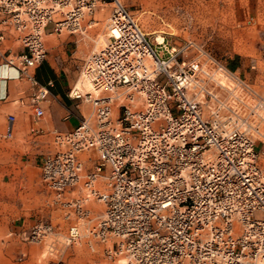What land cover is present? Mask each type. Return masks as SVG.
I'll use <instances>...</instances> for the list:
<instances>
[{"label":"built area","instance_id":"2783aa9c","mask_svg":"<svg viewBox=\"0 0 264 264\" xmlns=\"http://www.w3.org/2000/svg\"><path fill=\"white\" fill-rule=\"evenodd\" d=\"M99 12L109 13L108 42L68 94L92 111L56 134L57 151L42 160L43 182L67 208V235L61 243L39 222L26 238L59 257L52 264L84 238L111 264H264V96L221 60L154 45L121 0H0V66L30 84L41 118L47 28L81 35ZM10 31L18 54L1 51ZM91 200L104 211L94 215Z\"/></svg>","mask_w":264,"mask_h":264},{"label":"crops","instance_id":"0c3cea01","mask_svg":"<svg viewBox=\"0 0 264 264\" xmlns=\"http://www.w3.org/2000/svg\"><path fill=\"white\" fill-rule=\"evenodd\" d=\"M99 16L107 17L108 12L94 17L101 24ZM89 29L92 28L86 25L81 35H60L54 33L52 24L47 28L48 57L36 71L38 82L47 89L41 102V118L29 105L30 84L9 79L16 71L0 66V264H43L47 260L45 244L28 241L26 234L39 222L60 230L62 223L69 227L67 208L56 202L54 193L43 182L41 167L43 157L57 151L54 136L74 131L92 111L90 104L68 96L79 80L83 62L89 56L87 51L99 38ZM6 36L1 51L20 53L16 34L10 31ZM21 98H25V105L19 103ZM9 116H14L15 122L12 137L6 138ZM91 167V163L87 164V170ZM78 194L82 191L67 194L66 201ZM47 213L51 215L50 222L44 220ZM58 221L62 223L57 224Z\"/></svg>","mask_w":264,"mask_h":264},{"label":"rangeland","instance_id":"374dc122","mask_svg":"<svg viewBox=\"0 0 264 264\" xmlns=\"http://www.w3.org/2000/svg\"><path fill=\"white\" fill-rule=\"evenodd\" d=\"M121 2L131 11L154 45L158 44V38H162L164 48L170 51L184 50L185 54L190 56L198 53L199 49L204 50L246 79L264 96V0H121ZM108 17L109 13L107 17L99 16L98 19H102L101 24L89 29L99 34V38L87 54L90 55L91 52L105 47L108 42L106 36ZM88 155L85 154L84 157ZM101 186L102 182L98 183L96 188L100 189ZM87 207L97 214L104 211V205L96 200H91ZM50 217V213H47L44 220L50 222ZM62 224L64 226L61 230L57 226L55 228L59 234L61 233V243L64 242L68 231V227ZM88 240L84 238L80 244L64 251L65 264H111L103 255L104 246L97 244L96 251L92 252L88 247ZM44 256L47 260L43 264H50L49 260L55 262L59 259L51 257L48 248H45Z\"/></svg>","mask_w":264,"mask_h":264},{"label":"bare ground","instance_id":"6f19581e","mask_svg":"<svg viewBox=\"0 0 264 264\" xmlns=\"http://www.w3.org/2000/svg\"><path fill=\"white\" fill-rule=\"evenodd\" d=\"M158 41L161 42V43H163V42H162V38H158ZM159 42H158V43H159ZM161 43H160V44H161Z\"/></svg>","mask_w":264,"mask_h":264}]
</instances>
